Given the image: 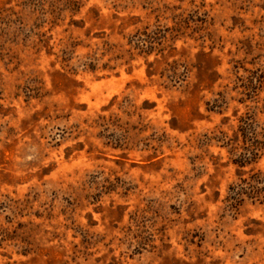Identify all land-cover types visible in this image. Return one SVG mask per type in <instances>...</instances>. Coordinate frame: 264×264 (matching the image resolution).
<instances>
[{
    "label": "rangeland",
    "instance_id": "1",
    "mask_svg": "<svg viewBox=\"0 0 264 264\" xmlns=\"http://www.w3.org/2000/svg\"><path fill=\"white\" fill-rule=\"evenodd\" d=\"M257 173L264 0H0V264H264Z\"/></svg>",
    "mask_w": 264,
    "mask_h": 264
},
{
    "label": "trees",
    "instance_id": "2",
    "mask_svg": "<svg viewBox=\"0 0 264 264\" xmlns=\"http://www.w3.org/2000/svg\"><path fill=\"white\" fill-rule=\"evenodd\" d=\"M235 196H250L251 198H264V175L253 174L248 180H243L237 188H232ZM239 202V201H238Z\"/></svg>",
    "mask_w": 264,
    "mask_h": 264
}]
</instances>
